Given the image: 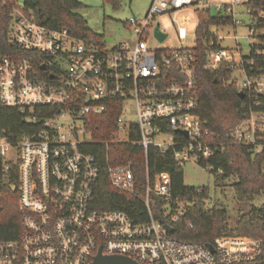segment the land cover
<instances>
[{"label": "built area", "instance_id": "2783aa9c", "mask_svg": "<svg viewBox=\"0 0 264 264\" xmlns=\"http://www.w3.org/2000/svg\"><path fill=\"white\" fill-rule=\"evenodd\" d=\"M213 5L215 15L231 16L236 30L244 24L238 8L245 6L251 17L250 35L259 33L256 24L264 19V12L254 16L249 0ZM189 6L198 19L199 10L211 8L207 0H152L144 20L135 16L127 20L137 35L134 45L111 48L106 42L73 36L66 27L52 28L23 4L14 8L10 40L30 55L0 57V101L17 108L32 125L21 135L0 132L4 169L15 165L19 173L21 213L19 235L6 239L0 234V264H89L100 250L104 255L128 256L139 264H253L264 257V240L254 236L218 235L207 243L174 236V223L192 202L173 194L168 171L152 177L148 164L143 200L147 220H136L121 209L97 208L93 203L101 174L99 160L81 148L91 140L74 141L69 136L75 130L62 131L69 123L75 127L80 119L89 132L93 115L117 107L116 140L142 146L147 156L151 146L162 153L173 151L180 165L194 160L214 172L210 159L219 146L207 139L198 113L196 53L193 48H152L148 43L149 35L157 38L155 26L167 32L152 24L165 14L177 17L184 11L174 24L180 38L187 36L192 21L185 15ZM209 45L210 66L232 63L240 92L249 99L243 103L244 108L250 106L249 115L230 132L240 143L259 146L264 112L255 108L264 104V74H247L236 52L213 46V41ZM36 54L43 55L40 69ZM133 133L139 138H132ZM107 170L113 187L137 195L139 186L130 163L108 165ZM153 195L163 200L161 211ZM165 223L174 227L173 233Z\"/></svg>", "mask_w": 264, "mask_h": 264}, {"label": "trees", "instance_id": "16d2710c", "mask_svg": "<svg viewBox=\"0 0 264 264\" xmlns=\"http://www.w3.org/2000/svg\"><path fill=\"white\" fill-rule=\"evenodd\" d=\"M104 1L117 5L120 0ZM249 3L254 16L263 14L264 0H249ZM17 5L18 0H0V57L5 54L30 55L10 40L12 12ZM23 5L37 16L38 21L52 28L66 27L73 36L105 43L103 35L90 28L87 19L78 12L84 7L81 0H23ZM198 12V30L193 48L197 56L198 113L204 121L203 131L208 133L207 139L219 146L215 156L210 159L215 167L212 173L218 183L232 179L235 198L251 202L256 196L264 194V134L258 139L259 146L240 143L231 134L230 129L249 115L250 106L243 107V103H248L249 99L240 96L232 63L220 62V66L212 68L207 59L210 41H213V46H219L218 36L210 28L212 25L229 24L231 16L215 15L209 10ZM256 28L259 29V33L254 36L256 41L250 44V53L242 57L246 73L253 75L264 74V19H258ZM42 56L35 55L37 68ZM41 75L45 76L43 72ZM255 109L264 112V104ZM118 113L117 107H110L104 114L93 115L89 127L92 139L81 145L84 151L95 153L100 164L101 174L93 205L104 210L121 209L136 220H147L148 213L143 200L148 164L152 177L168 171L173 194L192 202L180 221L174 223V236L205 243L213 242L218 235H247L264 240V203L252 205L250 210L241 212L231 224L226 207H208L206 199L209 198L210 189L207 186L197 188L184 184V170L173 151L162 153L157 147L151 146L147 156L142 146L116 140L113 133L117 129ZM31 125L17 108L5 106L0 101V132L3 135L24 134ZM132 135L134 139L139 138L137 133ZM129 163L139 186L137 195L133 197L110 184L107 170L108 165ZM218 167H222L223 171L218 172ZM18 176L17 167L14 165L6 171L0 157V234L6 239L17 237L21 231ZM153 199L161 211L163 200L156 195H153ZM253 264H264V257Z\"/></svg>", "mask_w": 264, "mask_h": 264}, {"label": "rangeland", "instance_id": "374dc122", "mask_svg": "<svg viewBox=\"0 0 264 264\" xmlns=\"http://www.w3.org/2000/svg\"><path fill=\"white\" fill-rule=\"evenodd\" d=\"M84 7L79 9L88 21L90 28L95 32L103 35L104 38L113 39L112 42H106L105 46L111 48L120 44L134 45L137 40V35L129 28L127 20L135 16L142 21L146 18L147 11L152 0H120L117 5H113L110 1L104 0H81ZM211 5L210 12L217 14L214 3L226 4L230 0H207ZM23 0H18V5L21 6ZM194 7L189 6L185 8L186 16L191 17L192 21L187 26V36L180 38L177 26L174 24V18H180V14L175 17L174 14L160 15L152 20L153 25H159L169 34L166 39L159 43L154 34L149 35L148 43L152 48L169 47L178 49L179 47L194 48L197 36L198 16L193 12ZM238 11L241 13L238 18L244 22L243 25L234 28L233 24L212 25L210 28L216 32L219 37V46L236 52V57H246L251 51V43L256 41L255 37L250 35V14L245 11V6H239ZM184 14V13H183ZM239 35L236 42L235 35ZM133 117V115H130ZM76 127V128H75ZM75 127L69 123L62 128L63 132L69 133L70 130H75L74 136H69L70 139L81 141L91 140V134L84 128L83 122L80 119L76 120ZM182 168L184 170V184L194 187L207 186L210 189L209 198L206 199L208 207H226L228 210V219L231 224L237 220V216L241 212H246L251 209L252 205H260L264 203V194L256 196L253 201H238L235 198L234 187L232 186V179H227L221 183L216 182L214 173L206 170L199 162L188 160L183 162Z\"/></svg>", "mask_w": 264, "mask_h": 264}, {"label": "water", "instance_id": "95a60500", "mask_svg": "<svg viewBox=\"0 0 264 264\" xmlns=\"http://www.w3.org/2000/svg\"><path fill=\"white\" fill-rule=\"evenodd\" d=\"M264 9V7H263ZM155 30V35L157 36L159 41H164L166 39V37L168 36L167 32H163L161 30H159L158 26H155L154 28ZM105 42H112L113 39L111 38H104ZM45 65H42V68H44ZM240 96L244 97V92H240ZM183 133H185L186 135H189V133L186 130H183ZM13 189H15V185L12 186ZM163 221V220H162ZM165 227L167 228V230L170 233L174 232V227L171 226L168 223H165ZM209 247L211 249H213V245L212 244H208ZM89 264H139L135 259L130 258L128 256H124V255H119V254H114V255H104L101 253V250L97 253V255L95 256V259L93 260V262L89 263Z\"/></svg>", "mask_w": 264, "mask_h": 264}]
</instances>
